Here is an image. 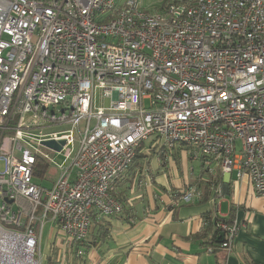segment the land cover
Here are the masks:
<instances>
[{"label":"built area","instance_id":"2783aa9c","mask_svg":"<svg viewBox=\"0 0 264 264\" xmlns=\"http://www.w3.org/2000/svg\"><path fill=\"white\" fill-rule=\"evenodd\" d=\"M151 138L264 196V0H0V264H42L46 225L79 244L121 213L113 185ZM215 229L230 249L235 221Z\"/></svg>","mask_w":264,"mask_h":264},{"label":"crops","instance_id":"0c3cea01","mask_svg":"<svg viewBox=\"0 0 264 264\" xmlns=\"http://www.w3.org/2000/svg\"><path fill=\"white\" fill-rule=\"evenodd\" d=\"M140 146L111 191L122 212L94 218L79 244L48 230L42 264H264V196L253 193L247 177L223 173L185 145L176 146L173 162L154 138ZM188 190L198 194L174 200ZM223 218L237 224L230 249L218 244L215 224Z\"/></svg>","mask_w":264,"mask_h":264},{"label":"rangeland","instance_id":"374dc122","mask_svg":"<svg viewBox=\"0 0 264 264\" xmlns=\"http://www.w3.org/2000/svg\"><path fill=\"white\" fill-rule=\"evenodd\" d=\"M138 1L147 10H152V9H159L160 7H162L163 4H167L171 0H138ZM103 102H104L105 105H107L109 103V100L108 99H104ZM177 145H175V147L173 149H170L169 151L164 147V150L162 151V153H165L166 155H170L169 158H170L171 162H173V157L172 156H173L174 150H175ZM51 157H52L53 162L56 163V164H59L62 161V158H63L61 153H54V155L51 154ZM53 162H51L52 165L49 166V168L47 170V173L44 175L45 177L44 176L42 177V175H36L37 177H35L36 179H34V180H36V182L38 184H40L43 187L50 186L51 183H52L53 177L55 176V170H54ZM170 172H173V171L170 170ZM48 230L49 229L47 228V225H46L44 227L43 235H42V239H41L42 252H44L45 246H46V244L49 241V239H48L49 238ZM53 231H55L56 233H59V232H57L58 230H57L56 227L53 228V230H52V232L50 234H52Z\"/></svg>","mask_w":264,"mask_h":264},{"label":"trees","instance_id":"16d2710c","mask_svg":"<svg viewBox=\"0 0 264 264\" xmlns=\"http://www.w3.org/2000/svg\"><path fill=\"white\" fill-rule=\"evenodd\" d=\"M177 1H182V0H171V1H169L168 3H170V2H177ZM167 3V4H168ZM167 4H163L164 6L165 5H167ZM163 5H162V7H163ZM141 147V146H140ZM140 147H138L137 148V150H136V153L139 151V148ZM135 157H136V155H135ZM47 170H48V167H47V165H45V164H42L41 162H38V164H37V172L35 173L36 175H43V174H45V173H47ZM224 219V221H229V222H232V220L233 219H225V218H223ZM222 219V220H223ZM214 240V239H213ZM212 240V241H213ZM215 241V240H214Z\"/></svg>","mask_w":264,"mask_h":264},{"label":"water","instance_id":"95a60500","mask_svg":"<svg viewBox=\"0 0 264 264\" xmlns=\"http://www.w3.org/2000/svg\"><path fill=\"white\" fill-rule=\"evenodd\" d=\"M64 140L63 139H60V140H45V141H42V144L49 147V148H53L55 150H60L62 145L64 144ZM220 236H222L223 234L220 233L219 234Z\"/></svg>","mask_w":264,"mask_h":264}]
</instances>
